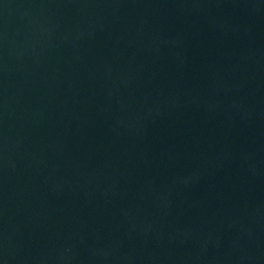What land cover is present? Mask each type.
<instances>
[{"label":"water","instance_id":"95a60500","mask_svg":"<svg viewBox=\"0 0 264 264\" xmlns=\"http://www.w3.org/2000/svg\"><path fill=\"white\" fill-rule=\"evenodd\" d=\"M0 264H264V0H0Z\"/></svg>","mask_w":264,"mask_h":264}]
</instances>
